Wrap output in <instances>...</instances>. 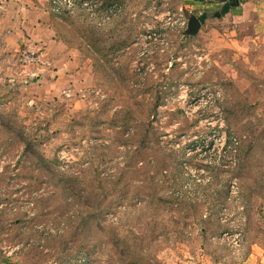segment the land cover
Instances as JSON below:
<instances>
[{
	"label": "rangeland",
	"instance_id": "rangeland-1",
	"mask_svg": "<svg viewBox=\"0 0 264 264\" xmlns=\"http://www.w3.org/2000/svg\"><path fill=\"white\" fill-rule=\"evenodd\" d=\"M254 9L4 2L0 264H264Z\"/></svg>",
	"mask_w": 264,
	"mask_h": 264
},
{
	"label": "water",
	"instance_id": "water-1",
	"mask_svg": "<svg viewBox=\"0 0 264 264\" xmlns=\"http://www.w3.org/2000/svg\"><path fill=\"white\" fill-rule=\"evenodd\" d=\"M230 7L237 8L240 5V0H228ZM203 26L200 18L191 16L188 20L187 30L184 32V37H194L197 36Z\"/></svg>",
	"mask_w": 264,
	"mask_h": 264
},
{
	"label": "built area",
	"instance_id": "built-area-1",
	"mask_svg": "<svg viewBox=\"0 0 264 264\" xmlns=\"http://www.w3.org/2000/svg\"><path fill=\"white\" fill-rule=\"evenodd\" d=\"M6 0H0V10ZM22 62L27 65H40L42 63L41 57L35 52H26L22 55Z\"/></svg>",
	"mask_w": 264,
	"mask_h": 264
},
{
	"label": "crops",
	"instance_id": "crops-1",
	"mask_svg": "<svg viewBox=\"0 0 264 264\" xmlns=\"http://www.w3.org/2000/svg\"><path fill=\"white\" fill-rule=\"evenodd\" d=\"M255 7V9H254ZM254 9L257 12H264V10H262V8H264V0H251L247 3H243L242 0H240V5L237 8H233L235 9V11L244 9V10H249V9ZM203 22V20H201Z\"/></svg>",
	"mask_w": 264,
	"mask_h": 264
},
{
	"label": "trees",
	"instance_id": "trees-1",
	"mask_svg": "<svg viewBox=\"0 0 264 264\" xmlns=\"http://www.w3.org/2000/svg\"><path fill=\"white\" fill-rule=\"evenodd\" d=\"M229 144H232V141L231 140L229 141Z\"/></svg>",
	"mask_w": 264,
	"mask_h": 264
}]
</instances>
